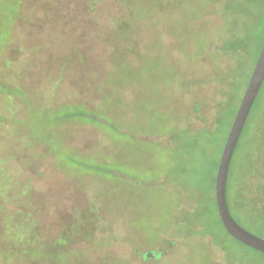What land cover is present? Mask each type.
<instances>
[{
	"label": "rangeland",
	"instance_id": "1",
	"mask_svg": "<svg viewBox=\"0 0 264 264\" xmlns=\"http://www.w3.org/2000/svg\"><path fill=\"white\" fill-rule=\"evenodd\" d=\"M208 1L27 0L22 11L0 0V56L15 73L4 77L23 94L0 123V178L12 182L5 223L47 227L37 240H0V264H264L228 234L212 200L232 113L193 119L205 84L186 40L224 27ZM78 110L75 123L67 116ZM244 127L229 206L264 238V206L239 203L245 182L253 191L264 180V84ZM253 195L264 198V186Z\"/></svg>",
	"mask_w": 264,
	"mask_h": 264
},
{
	"label": "trees",
	"instance_id": "2",
	"mask_svg": "<svg viewBox=\"0 0 264 264\" xmlns=\"http://www.w3.org/2000/svg\"><path fill=\"white\" fill-rule=\"evenodd\" d=\"M26 1L27 0H19L18 4H20V10H30V8L27 6ZM204 6L207 16L209 14H214V16L219 20L218 23H222L224 27H218L210 34L197 32L194 36H192V39L188 38L186 40L188 42L187 44H189L190 47L192 46V48L188 49V46L186 45V50H194L195 56L192 55L191 57L194 58L196 60V63L198 64V72L196 78L201 84H205L204 86H199L195 94L193 102L194 104L191 103L195 109V115L193 119H196V121H198L203 126V124L206 123L205 121H211V119L217 120L219 117L218 114L223 113L225 115V110H230V112L232 113L233 123L240 105L237 103L239 100L241 103L244 94L241 93V89L245 88L246 90L254 65L264 44V0H209L205 3ZM10 13L13 15L15 14L14 11H10ZM203 15V13H198L196 17H203ZM199 20H201V18H199L198 21ZM9 23L10 21L8 22L7 26L9 25ZM199 23H202V21ZM128 26V22L125 21V26L122 27V29H127ZM3 41H6L5 33L2 35V43ZM14 61L17 62L16 58L14 56L11 57L10 55V62H12L13 66V63H15ZM251 63L252 65L254 64L252 67ZM12 72V67L3 65L2 56H0V104H2V108L0 107V123L9 124V121L7 119V107L8 105H10L9 103L14 104L15 102H18L20 104L23 96L22 92L14 89L15 86L13 82H11V80H7V78L10 77H4L5 74ZM14 75L15 73H12L13 77ZM263 84L264 81L262 83V86ZM210 89H212L213 92ZM205 95L209 96L211 100L204 99ZM203 99L206 100L207 104H209V110H206L204 113L203 110H201L198 106L199 101ZM254 105L255 101L250 110V113L252 112ZM80 116H83V111L78 110L76 112H69L67 117H74V122L77 123L79 122L78 117ZM191 123V127L187 129H189L188 132L192 134L193 140H196V133L200 130L199 128L194 127L193 122ZM86 125H88V123H86ZM244 128L245 127H243V130L239 136L236 148L239 145ZM184 131L185 130L182 129L177 134H175V136L178 138H182L184 136ZM2 132L3 131L0 129V136L4 135L2 134ZM182 142L185 141L181 140V143ZM219 163L220 162L217 161V163L214 164V170L212 171L210 179V190L213 192L212 200L215 205V211L221 220L215 198L216 175ZM229 174L227 182L228 206ZM2 182L3 180L2 178H0V240H11L9 233H11L12 240H37V238L45 235L44 233L46 232L47 227L43 224H39L36 221V217L33 219H26V221L21 224L18 222L5 223L8 206L7 202L3 198L9 191L12 190V188L9 187V183L12 182L9 178H6V186L3 185ZM249 183L251 182H245L243 187H241L240 191L245 199V202L239 203H241L242 206L252 204V209L260 211L264 208V198L260 199L259 197H256L257 195L253 194H257L260 191V188L264 186V180L260 184L261 186L253 183V191L251 187H249ZM251 194L252 199L250 198ZM247 199H249V201ZM234 218L236 219L235 216ZM26 222L28 223L25 224ZM221 224H223L222 220ZM3 225L6 228L5 233H3L4 235L1 234V226ZM222 226L224 227V225ZM66 232L68 233V231ZM228 234L233 237L229 232ZM234 239L235 242L245 246L246 248H249L250 251L254 250L261 254H264V252L254 249L237 240L236 238Z\"/></svg>",
	"mask_w": 264,
	"mask_h": 264
},
{
	"label": "water",
	"instance_id": "3",
	"mask_svg": "<svg viewBox=\"0 0 264 264\" xmlns=\"http://www.w3.org/2000/svg\"><path fill=\"white\" fill-rule=\"evenodd\" d=\"M264 81V44L226 139L216 175L215 197L226 230L242 243L264 252V238L243 227L232 215L227 203V182L231 160L244 124Z\"/></svg>",
	"mask_w": 264,
	"mask_h": 264
}]
</instances>
